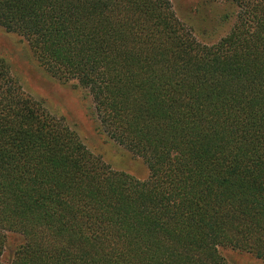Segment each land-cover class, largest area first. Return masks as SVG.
<instances>
[{
	"label": "trees",
	"instance_id": "trees-1",
	"mask_svg": "<svg viewBox=\"0 0 264 264\" xmlns=\"http://www.w3.org/2000/svg\"><path fill=\"white\" fill-rule=\"evenodd\" d=\"M225 1L209 45L172 0H0V27L149 170L112 169L0 58V264L9 233V264L264 262V0Z\"/></svg>",
	"mask_w": 264,
	"mask_h": 264
},
{
	"label": "rangeland",
	"instance_id": "rangeland-1",
	"mask_svg": "<svg viewBox=\"0 0 264 264\" xmlns=\"http://www.w3.org/2000/svg\"><path fill=\"white\" fill-rule=\"evenodd\" d=\"M172 3L180 21L204 44L217 43L228 35L235 23L233 9L225 0H172ZM0 58L7 60L26 93L43 100L50 112L63 117L89 150L102 157L112 169L139 180L148 178L149 170L141 158L98 132L90 113L91 100L77 82L62 83L52 77L39 65L23 37L1 27ZM23 242L19 234L9 233L1 262L9 264ZM221 253L229 264H264L249 253L231 248H221Z\"/></svg>",
	"mask_w": 264,
	"mask_h": 264
}]
</instances>
